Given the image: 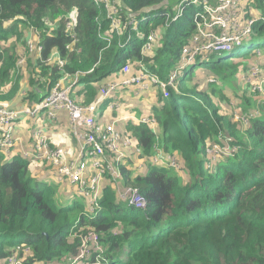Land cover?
Wrapping results in <instances>:
<instances>
[{"label": "trees", "instance_id": "trees-1", "mask_svg": "<svg viewBox=\"0 0 264 264\" xmlns=\"http://www.w3.org/2000/svg\"><path fill=\"white\" fill-rule=\"evenodd\" d=\"M116 1L138 20L136 31L117 33L104 6L93 0H0V106L38 105L61 69H92L80 76L76 86L82 88L70 91L82 104L95 102L128 59L132 67L140 62L166 80L190 42L195 7L185 6L181 18L165 26L161 14L173 13L179 0ZM263 3L241 0L242 22L256 15L264 19ZM68 14L77 17L72 49ZM263 19L254 23L249 43L228 57L200 62L199 56L178 74L166 97L155 94L157 104L145 116L155 120L154 131L141 121L117 124L141 149L128 150L119 182L139 189L145 209L118 199L105 178L101 212L86 218L84 199L58 201L57 184L37 177V170L31 174L30 159L0 154V259L25 245L29 263L64 264L78 252L80 239L72 235L92 228L99 249L91 257L100 254L101 264H264V106L249 77L253 65L264 68ZM28 28L38 32L40 56L26 50L24 38L18 45ZM150 30L159 33L158 41L143 53ZM53 50L66 61L63 68L45 62ZM213 144L233 150L211 161L207 149ZM155 148L177 159L179 167L154 165L149 158Z\"/></svg>", "mask_w": 264, "mask_h": 264}, {"label": "built area", "instance_id": "built-area-1", "mask_svg": "<svg viewBox=\"0 0 264 264\" xmlns=\"http://www.w3.org/2000/svg\"><path fill=\"white\" fill-rule=\"evenodd\" d=\"M93 2L104 6L111 27L117 33H119L117 29L119 26L127 27L129 33L137 30V27L131 28L132 24L137 23L135 18L125 16L124 20L121 19L118 9L113 7L117 4L116 0H93ZM240 3V0H181L176 4L174 7L176 9L174 11L177 12L176 17L183 13L187 4L195 7L191 15L195 31L192 33L189 44L182 48L180 64L166 80H160L156 74L149 73L151 71L140 62L135 65L136 68H132L133 60L128 59L120 69L119 78L100 88V97L95 102L82 104L71 99L69 93L77 85L79 77L84 73H91L92 69L86 72L76 71L72 74L61 69V77L51 86L47 95L38 105L20 109L0 106V149L6 154L13 152L14 155L19 154L30 159L35 167L42 168V175L37 176L38 170L35 173L37 177L50 176L54 183L67 186L72 193L84 199L87 208L84 213L86 218H95L101 212L99 198L103 193L105 178H109V181L112 182L118 199L127 202L135 209H145L147 202L139 189L132 185H121L119 182L121 178L120 166L124 164L122 158H126L130 148H134L136 152H140L141 149L135 146L130 133L123 134L116 128L118 120L111 119L110 122H102L99 111L106 100L115 98L117 91L133 86L132 83L140 80H145L146 87L156 86L166 97L168 87L174 85L175 78L185 69V64H192L199 56L209 52H214L217 55L232 53L237 48L249 43L247 40L251 35L254 23L263 17L252 16L242 22ZM161 15L168 17L166 12ZM167 22L165 19V24H167L165 26H168ZM75 25L76 15H66L65 28L70 32L71 37V42L67 45L69 49L73 48L70 44L77 40L74 33ZM34 32L36 35L38 34L36 30ZM157 36H159L157 31H150L142 46L143 53L151 50ZM27 43L30 48H33V43L30 40H27ZM35 48L36 53L40 56L42 45L36 44ZM23 62L24 58H21L18 64ZM45 62L59 68H63L66 63L57 50L50 52ZM260 67L253 65L249 70V77L261 74L262 79L253 84L252 90L261 94H259L260 101L264 106V68ZM255 86L260 90L259 93ZM108 107L110 110H115L118 105L112 101L108 103ZM40 111H44L46 117L51 120L55 119L57 113L61 111L67 113L68 127L74 146L56 145L50 140L48 132L43 126H36L31 132L30 143L28 145L24 143L22 138L17 135L16 124L21 117H35ZM238 117L237 115L236 118ZM240 118L244 122L248 119L246 115H241ZM140 121L149 123L151 129L155 130L154 119L144 117ZM231 150H233L231 147L221 148L213 144L207 149V152L216 160L218 153L222 151L226 153ZM149 159L157 166L179 167L177 159L169 154H164L159 148H155ZM81 229H85V227ZM72 236L80 239L78 252L75 256L69 257L64 264H101L100 254H96L97 258L94 260L91 257L92 253L99 249V236L95 230L90 228L88 231ZM30 254L31 251L27 246L19 245L12 249L8 256L0 259V264H34L27 261Z\"/></svg>", "mask_w": 264, "mask_h": 264}, {"label": "crops", "instance_id": "crops-1", "mask_svg": "<svg viewBox=\"0 0 264 264\" xmlns=\"http://www.w3.org/2000/svg\"><path fill=\"white\" fill-rule=\"evenodd\" d=\"M118 13H119V15H120V13H122V15H120V16H121V19L124 20V17L126 16L125 15L126 12H123L122 10H118ZM32 34H34L36 37H38L36 35V33L33 32L29 28V31L25 34L24 41L28 40ZM118 78H119V76H118ZM118 78H116V79H118ZM82 85L83 84L81 83V85L79 87L78 86L73 87L72 91L73 90L75 91L77 89H81ZM142 92H144L143 94H145L148 99H146L144 101L141 100V98H140L141 93H139L137 91V89L134 88L133 86H128L121 91H117L114 99H108L102 105V107L99 111L100 112V120L102 122L103 121L104 122H110L111 119H116V120L123 119V121L125 120V125H123V126H126L127 123L140 122V120L147 115V112L151 108L156 106L157 102H156L155 94L161 93L158 88H156L155 86H152V85H149L147 87V90L142 91ZM76 100H78V98L77 99L75 98L74 101L80 102V101H76ZM112 101H115L116 104L118 105V107L115 110L114 109L110 110L108 107V103H110ZM140 103H142L144 105H146L148 103L149 104L146 105V109H143L144 115L140 119H138V117H137L138 112L139 111L143 112V110L140 108ZM11 107L20 109V108H23L25 106H11ZM118 112H121V114L117 115ZM39 115H41V126H43L45 128V130L48 132L50 140L53 143H55L56 145H62L65 147L74 146V141L72 140L71 133H70V130L68 127L69 118H68V115L66 112L61 111V112L57 113L56 118L53 120L47 118L46 114H44V112H41ZM35 117H21L20 120L18 121V123L16 124V129L18 130V133L21 134L22 140L24 141V143H27V145L30 143V139H31L30 129L32 130L33 127L35 126L32 124V121L35 119ZM116 127H117V125H116ZM11 156H14L13 152L12 153L9 152L8 154L4 153V159H8ZM78 264H80V263H78Z\"/></svg>", "mask_w": 264, "mask_h": 264}, {"label": "rangeland", "instance_id": "rangeland-1", "mask_svg": "<svg viewBox=\"0 0 264 264\" xmlns=\"http://www.w3.org/2000/svg\"><path fill=\"white\" fill-rule=\"evenodd\" d=\"M181 0H179L178 2H180ZM241 1V0H240ZM178 2H177V4H178ZM264 4V3H263ZM176 5V4H175ZM189 6H193V5H188L187 4V7H189ZM113 7L114 8H116V9H118V10H121V8L116 4V5H113ZM251 8H254V7H252L251 6ZM175 9V8H174ZM176 10V9H175ZM254 10V9H253ZM183 13H184V10H183ZM183 13L182 14H180L179 16H177L176 17V14H177V12L176 11H174L173 10V13H170V12H166V14H168V17H167V15H165L164 16V20L165 19H167V23H171V22H174V21H176V20H179L180 18H181V16L183 15ZM148 17H143L142 19H140L141 21H144V20H146ZM76 20H77V17H76ZM137 20V19H136ZM138 21V20H137ZM133 27H137L138 28V22L137 23H135V24H132V27L131 28H133ZM33 32L35 31V29L34 28H30ZM118 29V31H119V33L121 34L122 33V30L124 29L123 27H118L117 28ZM125 29H127L128 30V32H129V29L126 27ZM193 30L195 31V29H194V27H193ZM29 31V28L26 30V33ZM151 31V30H150ZM150 31L148 32V34L150 33ZM156 31V30H155ZM147 34V35H148ZM24 34H23V37H22V40L20 41V42H18V45H21L22 43H23V38H24ZM147 37V36H146ZM191 37H192V35L190 36V39H191ZM28 40H30L32 43H33V48H30V45L27 43V40H25V45H26V50L29 52V53H32V54H36V48H35V45L36 44H38V45H42L41 44V42H40V39L38 38V37H36L34 34H32L31 35V37L28 39ZM146 40H147V38H146ZM146 40H145V42H146ZM157 39H156V41L152 44L153 46L157 43ZM78 41L77 40H75V41H73L72 42V44H70L71 46H74V44H76ZM144 42V43H145ZM144 45V44H143ZM80 51V49H77V52H79ZM230 54L229 53H225V54H223V55H220V56H222V57H228ZM216 57H218V55L216 54V53H214V52H209V53H206V54H204V55H202L201 57H200V62L201 61H209V59H212V58H216ZM125 64V63H124ZM190 65L191 64H185V68H186V70H188L189 68H190ZM124 66V65H123ZM122 66V67H123ZM132 68H136V67H132ZM261 68V67H260ZM149 73H151V74H155V73H153L152 71L151 72H149ZM260 79H262V77H261V74H257L256 76H253V77H251V80H254V84H256V83H258L259 81H260ZM161 80V79H160ZM131 85H133V87L134 88H136L137 89V91L139 92V93H141V100H146V99H148L147 98V96L145 95V94H143L144 92H142V91H146L147 90V87H146V82H145V80H140L139 82H136V83H132ZM156 87V86H155ZM157 88V87H156ZM261 88H262V86H261ZM263 88H264V83H263ZM255 89L257 90V92L259 93L260 92V90L258 89V87L257 86H255ZM260 94V93H259ZM261 95V94H260ZM149 104V103H148ZM148 104H146V105H148ZM146 105H144V104H142V103H140V108L143 110V109H146ZM36 106V105H35ZM41 112H44V111H40L37 115H36V117H35V119L32 121V124L33 125H35L34 127H33V129L36 127V126H41V115H39ZM44 114H45V112H44ZM121 114V112H118L117 113V115H120ZM144 115V110H143V112L142 111H139L138 112V114H137V117H138V119H140L142 116ZM119 118V117H118ZM119 122L117 123V124H120V125H125V120L123 121V119H121V120H118ZM48 123V122H47ZM116 124V125H117ZM155 125H156V123H155ZM155 128V127H154ZM32 129V130H33ZM32 130L30 129V131L32 132ZM30 132V133H31ZM17 135L19 136V137H21L22 138V136H21V134H19L18 133V130H17ZM4 153H6V152H4L3 150H1L0 149V154H3V156H4ZM9 160H10V158H9ZM126 158H122V161L124 162V163H126ZM211 161H215V158H213L212 157V160ZM45 166V165H44ZM164 166H167V165H164ZM213 166V165H212ZM34 170H38V175L37 176H39V175H42V168H40V167H35V166H32V167H30V173L32 174V173H34ZM177 170V175L179 176V181L180 182H182V183H185L186 182V178H185V174H183L182 173V171H181V169L179 168V169H176ZM179 171V172H178ZM185 175V176H184ZM44 180H46V181H49V182H51V183H53V184H55L54 183V181H53V179L50 177V176H46L45 178H43ZM110 180V179H109ZM57 186V192H58V196L56 195V199L59 201H62L64 204H68V203H70L72 200H74V199H79L80 197L79 196H77L76 194H74V193H72L71 192V190L67 187V186H65V185H56ZM115 188V187H114ZM87 210V208H85V211ZM96 255V254H95ZM97 257H95L94 259H96ZM102 262V260L100 261V263Z\"/></svg>", "mask_w": 264, "mask_h": 264}, {"label": "clouds", "instance_id": "clouds-1", "mask_svg": "<svg viewBox=\"0 0 264 264\" xmlns=\"http://www.w3.org/2000/svg\"><path fill=\"white\" fill-rule=\"evenodd\" d=\"M245 45V44H244ZM238 49V48H237ZM234 52V51H233ZM232 52V53H233ZM232 53H229V54H232ZM86 72V71H85ZM80 78V77H79ZM78 81H79V79H78ZM78 84V83H77ZM50 90V89H49ZM72 90V89H71ZM49 92V91H48ZM69 96H70V93H69ZM71 99H73V98H71ZM76 103H78V102H76ZM26 107V106H25ZM16 155H19V154H16ZM24 158V157H23ZM81 198V197H80ZM85 204H86V202H85Z\"/></svg>", "mask_w": 264, "mask_h": 264}]
</instances>
